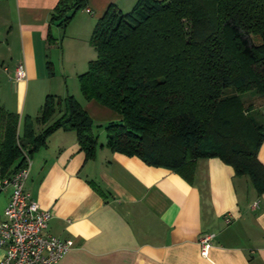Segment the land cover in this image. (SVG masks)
<instances>
[{"label": "crops", "instance_id": "0c3cea01", "mask_svg": "<svg viewBox=\"0 0 264 264\" xmlns=\"http://www.w3.org/2000/svg\"><path fill=\"white\" fill-rule=\"evenodd\" d=\"M57 1L0 0V111L18 116L20 135L24 119L39 116L48 94L72 95L96 125L92 159L79 150L70 128L55 130L31 153L25 191L51 212L45 231L72 243L57 264H264V193L257 195L247 177L235 176L230 165L210 157L197 159L187 181L105 146L104 124L120 116L85 100L77 75L86 70L91 52L96 54L89 43L95 20L110 4L127 12L137 0H87L63 25L49 22ZM52 54L58 73L48 71ZM18 63L25 67L24 81L13 77ZM44 126L36 123L35 131ZM257 158L264 164V139ZM10 191L0 194V218ZM204 234L212 237L207 256L199 251Z\"/></svg>", "mask_w": 264, "mask_h": 264}, {"label": "trees", "instance_id": "16d2710c", "mask_svg": "<svg viewBox=\"0 0 264 264\" xmlns=\"http://www.w3.org/2000/svg\"><path fill=\"white\" fill-rule=\"evenodd\" d=\"M86 4L58 0L49 22ZM89 43L96 57L78 75V87L85 100L120 116L104 124L110 151L187 181L198 158L217 157L264 193L257 158L264 139V0H137L127 12L110 4ZM74 98L48 94L20 135L18 116L0 111L1 175L19 169L22 151L31 156L59 128L76 132L86 159L95 156L96 125ZM59 107L61 115L47 124ZM36 123L45 126L36 132Z\"/></svg>", "mask_w": 264, "mask_h": 264}, {"label": "built area", "instance_id": "2783aa9c", "mask_svg": "<svg viewBox=\"0 0 264 264\" xmlns=\"http://www.w3.org/2000/svg\"><path fill=\"white\" fill-rule=\"evenodd\" d=\"M25 73L24 65L18 63L13 77L17 81H24ZM22 153L25 160L19 169L0 174V193L11 187L0 218V248L3 249L0 264H57L72 248V243L69 239H61L45 231L51 212L41 209L30 193L25 191L31 156L25 151ZM230 220L229 216L225 218L226 222ZM199 238V251L207 256L212 237L204 234Z\"/></svg>", "mask_w": 264, "mask_h": 264}, {"label": "rangeland", "instance_id": "374dc122", "mask_svg": "<svg viewBox=\"0 0 264 264\" xmlns=\"http://www.w3.org/2000/svg\"><path fill=\"white\" fill-rule=\"evenodd\" d=\"M256 40H258L257 38H254V41H256ZM52 47H54V48H57L58 49V47L59 46H56V45H53ZM52 57H54L53 59L54 60H52L53 62H54V66H52L51 65V68L50 69H48V71H52V70H55L57 73H58V69H59V67H58V64L55 62V54H54V56H53V54L51 55V56H48V59L47 60H50V59H52ZM93 57L95 58L96 57V54H95V52L94 51H92L91 52V58L93 59ZM90 58H87V59H85V65H84V68L83 69H85V67H86V69H87V63H88V60H89ZM77 78H78V75H77ZM75 84H77L76 83V81H75ZM74 85V81L72 80V79H69L68 80V87L71 89V91H74V88L72 87ZM77 86V85H76ZM77 91H79V89H77ZM78 98H79V100H82V95H81V93H80V91H79V93H78ZM83 101V100H82ZM262 112H264V109H263V111ZM98 131H101V130H103V128L101 129V128H96ZM104 131V130H103ZM2 192V191H1ZM1 194V193H0Z\"/></svg>", "mask_w": 264, "mask_h": 264}, {"label": "water", "instance_id": "95a60500", "mask_svg": "<svg viewBox=\"0 0 264 264\" xmlns=\"http://www.w3.org/2000/svg\"><path fill=\"white\" fill-rule=\"evenodd\" d=\"M75 11H76L75 9H70V11H68V12L65 14L64 18H62V19H60V20H58V21H55L54 24H58V25H59L63 19H65V18H70L71 15H73Z\"/></svg>", "mask_w": 264, "mask_h": 264}]
</instances>
